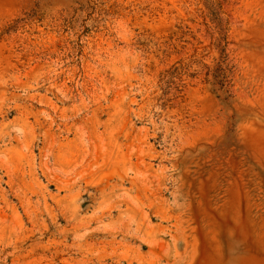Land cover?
<instances>
[{"label": "rangeland", "instance_id": "obj_1", "mask_svg": "<svg viewBox=\"0 0 264 264\" xmlns=\"http://www.w3.org/2000/svg\"><path fill=\"white\" fill-rule=\"evenodd\" d=\"M0 264H264V0H0Z\"/></svg>", "mask_w": 264, "mask_h": 264}]
</instances>
